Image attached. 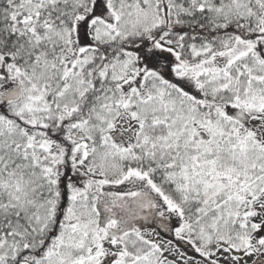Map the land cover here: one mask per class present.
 <instances>
[{
  "label": "snow or ice",
  "instance_id": "1",
  "mask_svg": "<svg viewBox=\"0 0 264 264\" xmlns=\"http://www.w3.org/2000/svg\"><path fill=\"white\" fill-rule=\"evenodd\" d=\"M0 264H264V0H0Z\"/></svg>",
  "mask_w": 264,
  "mask_h": 264
}]
</instances>
